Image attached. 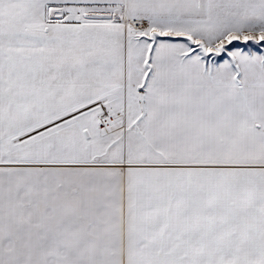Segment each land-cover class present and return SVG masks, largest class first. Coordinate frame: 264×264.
<instances>
[{"label":"snow or ice","instance_id":"obj_1","mask_svg":"<svg viewBox=\"0 0 264 264\" xmlns=\"http://www.w3.org/2000/svg\"><path fill=\"white\" fill-rule=\"evenodd\" d=\"M0 264H264V0H0Z\"/></svg>","mask_w":264,"mask_h":264}]
</instances>
